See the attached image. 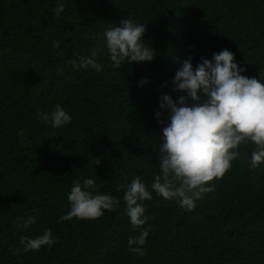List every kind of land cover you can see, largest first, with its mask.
Listing matches in <instances>:
<instances>
[{
	"label": "trees",
	"instance_id": "16d2710c",
	"mask_svg": "<svg viewBox=\"0 0 264 264\" xmlns=\"http://www.w3.org/2000/svg\"><path fill=\"white\" fill-rule=\"evenodd\" d=\"M62 2L54 19L57 0H0V264H264V163L250 167V142L191 212L152 192L145 225L134 227L120 199L132 177L150 190L159 174L155 149L168 114L163 124L154 114L160 94H183L171 85L179 61L195 67L228 49L242 75L264 81V0ZM127 18L146 24L156 55L114 68L103 33ZM91 50L101 71L74 69ZM56 104L72 121L52 129L37 113ZM83 178L119 205L93 220H60L72 182ZM45 229L51 247L15 252L21 236ZM143 229L139 255L127 241Z\"/></svg>",
	"mask_w": 264,
	"mask_h": 264
},
{
	"label": "clouds",
	"instance_id": "9594fccd",
	"mask_svg": "<svg viewBox=\"0 0 264 264\" xmlns=\"http://www.w3.org/2000/svg\"><path fill=\"white\" fill-rule=\"evenodd\" d=\"M64 7L62 0H57L54 19L61 17ZM145 31L146 24L130 18L104 31V47L112 67L154 59V49L143 39ZM96 56V50H91L71 61V65L74 69L99 72L102 65L97 63ZM179 63L171 85L173 93L183 94L175 101L170 94H160L154 114L160 124H163L162 113L168 114V123L162 128V142L155 149L159 156V174L153 177L150 190L140 177H132L120 198L134 227L145 225L148 217L143 202L152 199V192L191 212L202 194L213 189L214 185L208 182L218 180L231 168L242 143L255 145L248 160L251 168L264 163V81L242 75L245 69L238 67L228 49L213 53L211 60L201 57L195 67L190 59ZM139 83L142 85L147 80ZM37 116L52 129L62 128L72 121V116L60 104L50 111L38 112ZM98 162L96 160L95 164ZM93 185L92 178L72 182L66 194L70 207L60 220H93L119 205L117 197L90 190ZM33 222L29 217L21 227ZM147 236L148 230L143 229L137 237L129 238L130 250L143 255L139 246L144 245ZM55 242L51 229H45L35 237L21 236L15 252L38 251Z\"/></svg>",
	"mask_w": 264,
	"mask_h": 264
}]
</instances>
